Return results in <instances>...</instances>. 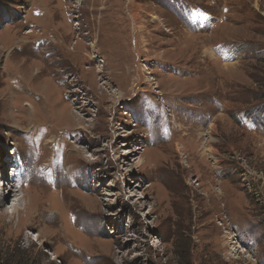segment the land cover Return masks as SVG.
<instances>
[{
    "label": "rangeland",
    "instance_id": "obj_1",
    "mask_svg": "<svg viewBox=\"0 0 264 264\" xmlns=\"http://www.w3.org/2000/svg\"><path fill=\"white\" fill-rule=\"evenodd\" d=\"M0 181L15 264H264V0H0Z\"/></svg>",
    "mask_w": 264,
    "mask_h": 264
},
{
    "label": "bare ground",
    "instance_id": "obj_2",
    "mask_svg": "<svg viewBox=\"0 0 264 264\" xmlns=\"http://www.w3.org/2000/svg\"><path fill=\"white\" fill-rule=\"evenodd\" d=\"M17 161H16V158L14 157V162H13V164L14 163H16ZM12 164V165H13ZM12 167H14V166H12ZM19 170L18 168H16V167H14L13 168V173H11V175H13L14 174V171L15 170ZM10 172V171H9ZM8 172V175H10V173ZM6 178H4L3 176H1V180H5ZM14 180L15 179H11V181L8 183L7 182V184L9 185L7 188H9V191L11 192V191H13V187H15L16 186V183L14 182ZM1 182V181H0ZM3 184V181H2V183H1V185ZM15 184V185H14ZM5 185V184H4ZM12 185H14V186H12ZM9 194V193H8ZM3 195V194H2ZM7 196H11V194H9V195H7ZM3 199L5 200L6 198H5V195L3 196ZM17 205L18 204H15V206H14V212H16V211H18V208H17ZM230 243H234V241L233 240H231L230 241Z\"/></svg>",
    "mask_w": 264,
    "mask_h": 264
},
{
    "label": "trees",
    "instance_id": "obj_3",
    "mask_svg": "<svg viewBox=\"0 0 264 264\" xmlns=\"http://www.w3.org/2000/svg\"><path fill=\"white\" fill-rule=\"evenodd\" d=\"M15 256L11 253H8L5 257H0V264H15L12 260Z\"/></svg>",
    "mask_w": 264,
    "mask_h": 264
}]
</instances>
